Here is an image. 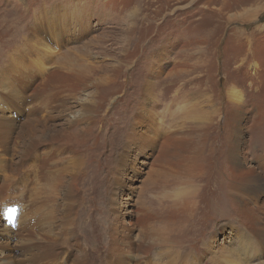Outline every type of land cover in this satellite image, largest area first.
<instances>
[{"label":"rangeland","instance_id":"374dc122","mask_svg":"<svg viewBox=\"0 0 264 264\" xmlns=\"http://www.w3.org/2000/svg\"><path fill=\"white\" fill-rule=\"evenodd\" d=\"M0 122L7 258L264 264V0H0Z\"/></svg>","mask_w":264,"mask_h":264},{"label":"bare ground","instance_id":"6f19581e","mask_svg":"<svg viewBox=\"0 0 264 264\" xmlns=\"http://www.w3.org/2000/svg\"><path fill=\"white\" fill-rule=\"evenodd\" d=\"M91 77H93V76H91V75H80V76L75 77V79L77 78L81 82H86V81H89L91 79ZM4 127L7 128L8 126L5 123L0 122V148H1L0 151L6 152L8 149L4 150L6 148L4 146H7V144L9 145L10 142H12V141H10V135L11 134L5 135L8 128L5 129ZM2 131H3V133H2ZM234 170L237 171L238 177L240 179H244L243 177L245 175H248V173L246 171H243L241 169L234 168ZM242 204H245V201H242ZM249 225H250V223H249ZM251 225H252L251 227L256 226V224L253 221H252ZM257 227H258V230H261V224L260 223L257 224ZM111 250L118 257L119 264H137L139 262V260L142 259L141 256L143 255V253H145L147 248L144 245L136 246V245L132 244V241H129V240L125 241V239L121 240V242H120L118 240V237H116L115 240L113 241V245L111 247ZM6 253H7L6 249H3L0 247V254H2L1 255L2 258H0V264H56V259H57L58 255L60 254L59 252L54 250V248H52V250L49 251L48 249H44V247L32 246L30 249L22 250L21 254H23V256H25V257H23V259L17 261L14 259L13 256H12L13 257L12 259L7 258V256H9V255ZM136 253H138V255H135ZM139 254L141 256H139Z\"/></svg>","mask_w":264,"mask_h":264}]
</instances>
